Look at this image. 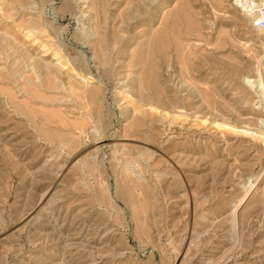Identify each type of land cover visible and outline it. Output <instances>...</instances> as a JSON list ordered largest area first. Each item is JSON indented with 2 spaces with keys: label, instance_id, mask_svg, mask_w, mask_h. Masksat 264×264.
Instances as JSON below:
<instances>
[{
  "label": "rangeland",
  "instance_id": "obj_1",
  "mask_svg": "<svg viewBox=\"0 0 264 264\" xmlns=\"http://www.w3.org/2000/svg\"><path fill=\"white\" fill-rule=\"evenodd\" d=\"M254 13L0 0V264H264Z\"/></svg>",
  "mask_w": 264,
  "mask_h": 264
},
{
  "label": "bare ground",
  "instance_id": "obj_2",
  "mask_svg": "<svg viewBox=\"0 0 264 264\" xmlns=\"http://www.w3.org/2000/svg\"><path fill=\"white\" fill-rule=\"evenodd\" d=\"M237 1H238V5H240V6H241L242 8H244V9L248 10L249 12L251 11L252 14H253L255 11H258L257 13H256V12L254 13V14H255L254 17L257 18L258 16L261 15L260 13H261L262 8H260V4L257 3V2H255V0H237ZM261 1H262V0H261ZM261 1H260V3H261ZM101 2H102V1H101ZM250 2L253 3V6H252V7H251L252 4H250ZM262 3H263V1H262ZM262 3H261V4H262ZM263 4H264V3H263ZM184 10H186V9H182V14H181V15H183L182 17L185 19L183 12H184V13H186V12H185ZM179 13H180V12H179ZM174 14H175V13H174ZM186 14H187V13H186ZM186 14H185V15H186ZM249 14H250V13H249ZM179 16H180V14H179ZM179 16H177L176 18L179 19V18H178ZM176 18L174 17V20H175ZM177 19H176V20H177ZM186 19H187V16H186ZM186 19H185V20H186ZM180 20H181V19H179V21H180ZM182 20H183V19H182ZM182 20H181V21H182ZM177 21H178V20H177ZM181 21H180V22H181ZM180 22H179V23H180ZM184 22H186V24H183V26L186 25V28H187V30H188V28L190 27V26H189V27L187 26V22H190V21H189V17H188V21H184ZM174 23L176 24L175 21H174ZM174 23H173V24H174ZM179 23L177 22L178 25L181 24V23H180V24H179ZM173 24H172V25H173ZM177 24H176V27H175V25H174L176 31H177V28H178V27H177V26H178ZM188 24H189V23H188ZM190 25H191V23H190ZM180 26H181V25H180ZM172 27H173V26H172ZM184 28H185V27H184ZM184 28H183V29H184ZM190 29H191V27H190ZM258 29L260 30V29H264V28H258ZM172 30H174V29L172 28ZM178 31H179V34H180V29H179ZM184 31H186V29H185ZM186 32H188V31H186ZM177 33H178V32H177ZM155 34H156V33H155ZM160 34H161V33H160ZM174 34H175V32H174ZM187 34H188V33H187ZM158 35H159V34H158ZM175 35H176V34H175ZM159 36H160V35H159ZM159 36H158V40H159V38H160ZM162 37H163V36H162ZM176 38H177V36H176ZM179 39H180V38H179ZM151 40H152V39H151ZM160 40H161V39H160ZM175 40L177 41L178 38L175 39ZM161 41H162V40H161ZM183 41H184V40H183ZM174 42H175V41H174ZM179 42H180V40H179ZM158 43H161V42L158 41ZM163 43H164V42H163ZM163 43H162V44H163ZM176 43H177V44H176ZM176 43H175V46H174V47H176V45H177L176 48L179 49L182 45H181V44H178V41H177ZM181 43H182V41H181ZM159 45H160V44H159ZM180 45H181V46H180ZM98 46H99V45H98ZM161 48H162V47H161ZM176 48H175V50H176ZM180 49H182V48H180ZM180 49H179V50H180ZM180 52H181V51H180ZM180 52H177V54L181 55ZM177 57H179V56H177ZM182 58H183V57H182ZM178 59H181V58L179 57ZM183 59H184V58H183ZM148 63H150V62H148ZM143 64H144V63H143ZM145 64H146V63H145ZM150 70H151V69H150ZM148 79H150V78H148ZM158 89H159V88H158ZM162 90H163V89H162ZM159 92H160V91H159ZM160 94H161V93H160ZM139 119H140V118H139Z\"/></svg>",
  "mask_w": 264,
  "mask_h": 264
},
{
  "label": "built area",
  "instance_id": "obj_3",
  "mask_svg": "<svg viewBox=\"0 0 264 264\" xmlns=\"http://www.w3.org/2000/svg\"><path fill=\"white\" fill-rule=\"evenodd\" d=\"M261 15L258 16L255 20H254V25L257 28H264V11L260 13Z\"/></svg>",
  "mask_w": 264,
  "mask_h": 264
}]
</instances>
